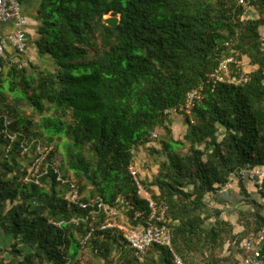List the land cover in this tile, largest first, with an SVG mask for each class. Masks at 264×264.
<instances>
[{
    "label": "trees",
    "instance_id": "obj_1",
    "mask_svg": "<svg viewBox=\"0 0 264 264\" xmlns=\"http://www.w3.org/2000/svg\"><path fill=\"white\" fill-rule=\"evenodd\" d=\"M249 4L257 17L246 18L247 7L238 0H39L34 44L55 69L0 62V226L13 238L0 246V264H78L83 248L112 263L114 246L127 243L92 218L72 221L86 210L65 198L53 167L83 190L91 186V197L113 203L123 195L145 208L129 171L133 149L138 154L141 147L163 155L156 177L144 183L167 209L183 264H241L242 241L264 229V180L255 197L238 174L264 164V0ZM108 14L120 17L117 26L104 22ZM228 55L249 58L256 66L250 79L208 84ZM199 86L202 97L191 114L180 111ZM172 109L185 117L186 150L174 138L162 139L161 149L150 144L159 127L172 134ZM36 114L44 115L42 123ZM56 136L67 139L64 162L57 164L54 147L42 184L25 182L36 145L23 154L22 142L53 145ZM233 175L240 186V231L225 215L221 193ZM130 251L119 264H134ZM147 253L146 264H177L164 247L150 246Z\"/></svg>",
    "mask_w": 264,
    "mask_h": 264
},
{
    "label": "built area",
    "instance_id": "obj_2",
    "mask_svg": "<svg viewBox=\"0 0 264 264\" xmlns=\"http://www.w3.org/2000/svg\"><path fill=\"white\" fill-rule=\"evenodd\" d=\"M241 5L247 6L250 0H238ZM0 22H11L13 28L0 32V62L9 65H16L19 68H27L31 65L33 56L30 52V20L24 12V5L21 0H0ZM235 64L236 67L232 68ZM4 67L0 66V71ZM250 72L242 67V61L234 55L226 56L220 63L218 69L209 74L207 83L213 86L218 83H230L239 85L250 79ZM203 86L190 90L184 103L180 104V111L191 114V110L197 99L202 97ZM170 114L177 112L176 109L168 110ZM6 135L12 140L15 135ZM151 138H157V130L151 132ZM36 145V152L28 167L25 182H35L42 184L41 177L51 171L53 164L49 161V155L54 149L53 145H46L37 139L30 143L24 141L21 144L23 154ZM10 146L7 151L10 150ZM135 154L133 161L129 165V171L136 189V196L144 201L145 208L134 207L135 201L123 195H119L111 203L101 196L91 197L82 189L81 185L74 179L65 177L62 171L53 167L57 175V181L65 188V198L86 210L82 216L72 218L77 225L88 221L90 218L97 221L100 229H115L123 237L128 247L133 252L134 264H146V254L148 248L153 245L168 249L177 264H183V260L174 249L173 229L170 226V219L167 217L166 207H162L156 201L153 192L146 186L144 179L140 175L137 165L138 154ZM238 174L244 179L251 181L264 180V164L251 167L249 165L241 168ZM61 226L62 222H55ZM91 231L82 239V244H86L92 233ZM241 247L246 254L241 257V264H264V229L257 238L245 239Z\"/></svg>",
    "mask_w": 264,
    "mask_h": 264
},
{
    "label": "rangeland",
    "instance_id": "obj_3",
    "mask_svg": "<svg viewBox=\"0 0 264 264\" xmlns=\"http://www.w3.org/2000/svg\"><path fill=\"white\" fill-rule=\"evenodd\" d=\"M31 2L33 6L35 5L36 8H38L39 0H31ZM246 7H247V12L245 15L246 18L258 16V12L254 7L250 6V4H248ZM106 16H112V15L108 14ZM261 32L264 35V26H261ZM31 34H32V40H33V46L30 49V52L32 53V56H33L32 63L41 65L42 67L53 71L55 69L53 60L47 55L40 54L34 44V40L37 36L36 26L34 28V31H32L31 29ZM97 43L99 44L100 41L98 40ZM89 55L93 57L95 55V50L90 49ZM242 67L248 72H251L254 69L248 57H244L242 59ZM22 110L26 114H31L33 111L32 107H30L29 105H24L22 107ZM43 116L44 115L36 114V119L39 123H42ZM170 119H171L170 127L172 129V134L171 135L168 134V132L165 129L159 127L157 128L158 137L155 140H153L152 143L150 144L157 147L158 149H161L162 139L169 140L170 138H174V139L184 141L185 145L182 146V148L186 150L189 147L190 143L187 140H185V135L187 133L188 127L186 125L184 115L178 112H174L170 115ZM66 142H67V139L65 137L58 138L56 136L54 138L53 146L56 147L57 149V158H56L57 164L63 163L64 160L66 159L67 150H68V144H66ZM84 153L88 155L89 152L87 150H84ZM161 156L163 155L148 153L145 147L140 148L138 152V156H137V165L140 171V175L142 176L143 179L150 181L156 177L159 171V166H160L159 158ZM238 186L239 184L229 188L228 192H225V196H224L227 199V204L225 205L226 207L225 209L227 211L225 215L230 220H232V222L236 224V231H240L243 229V227L237 223L238 216H237L236 208L239 205V199H240ZM90 189H91V186L87 187V189L85 190L86 193H89ZM209 198H210V201L213 202V205L218 204V202H216L212 196H210ZM122 244H123V241H122ZM130 250L131 249L126 244H123V245L116 244L111 254L112 263H108V261L105 258L97 256L96 253L93 252L90 248H83L78 257L80 259L78 264H119L125 261L126 259H128L129 257H131ZM73 252H75V250H73ZM157 255L158 257L160 256V254H157Z\"/></svg>",
    "mask_w": 264,
    "mask_h": 264
},
{
    "label": "crops",
    "instance_id": "obj_4",
    "mask_svg": "<svg viewBox=\"0 0 264 264\" xmlns=\"http://www.w3.org/2000/svg\"><path fill=\"white\" fill-rule=\"evenodd\" d=\"M36 6L32 4L31 1L27 2L24 4V12L28 15V17H30V24H29V32H30V49L31 47L33 46V40H32V34H31V29L32 31H34V17L37 13V10H36ZM13 28V24L11 22H0V32H4L6 30H9ZM253 68L255 69L256 66L252 65ZM253 69V70H254ZM245 183H246V186L248 188V191L254 195L255 197H259L260 196V188L258 186L257 183H260V181H251V180H248V179H245ZM239 184V180L238 178L234 175L229 184L227 186H225L222 190H221V193L223 195V197L225 196V192H228L229 188H231L232 186H236ZM238 190H239V193H240V187L238 186ZM225 198V197H224ZM226 199V198H225ZM227 200V199H226ZM13 241V238L10 234H6L3 232L1 226H0V246H9Z\"/></svg>",
    "mask_w": 264,
    "mask_h": 264
},
{
    "label": "water",
    "instance_id": "obj_5",
    "mask_svg": "<svg viewBox=\"0 0 264 264\" xmlns=\"http://www.w3.org/2000/svg\"><path fill=\"white\" fill-rule=\"evenodd\" d=\"M104 22L109 26L115 27L119 24L120 17H118V16H105Z\"/></svg>",
    "mask_w": 264,
    "mask_h": 264
}]
</instances>
